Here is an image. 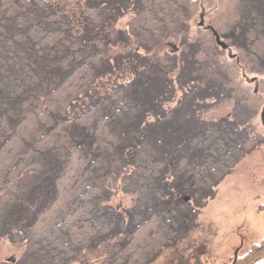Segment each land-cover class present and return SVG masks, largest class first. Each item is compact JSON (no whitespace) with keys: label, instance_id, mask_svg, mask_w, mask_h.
Masks as SVG:
<instances>
[{"label":"trees","instance_id":"trees-1","mask_svg":"<svg viewBox=\"0 0 264 264\" xmlns=\"http://www.w3.org/2000/svg\"><path fill=\"white\" fill-rule=\"evenodd\" d=\"M0 26V243H25L0 264L117 236L103 264H149L263 142L264 0H0Z\"/></svg>","mask_w":264,"mask_h":264},{"label":"rangeland","instance_id":"rangeland-1","mask_svg":"<svg viewBox=\"0 0 264 264\" xmlns=\"http://www.w3.org/2000/svg\"><path fill=\"white\" fill-rule=\"evenodd\" d=\"M209 12L210 9L202 8ZM199 16L192 26H196ZM197 33V30H194ZM161 49V48H160ZM248 75V74H247ZM260 79L258 74H249ZM248 77V76H247ZM253 88L257 81L250 83ZM234 102L217 105L207 114L208 118H219L233 108ZM261 111L255 113L254 121L264 135ZM120 187L118 180L114 189ZM115 203H130L129 196L120 189ZM264 138L260 146L241 159L217 186V193L202 208L187 234L165 246L160 255L149 264H233L237 258H246L254 245L264 238ZM115 237L99 246L86 248L76 255L73 264H103L112 254ZM25 243L3 240L0 243V262L18 258L24 251ZM247 254V255H246Z\"/></svg>","mask_w":264,"mask_h":264},{"label":"bare ground","instance_id":"bare-ground-1","mask_svg":"<svg viewBox=\"0 0 264 264\" xmlns=\"http://www.w3.org/2000/svg\"><path fill=\"white\" fill-rule=\"evenodd\" d=\"M189 2H190V1H189ZM163 3H164V2H163ZM219 3H220V2H219ZM226 4H228V3H226ZM246 5H247V4H246ZM85 6H86V5H85ZM164 6H165V5H164ZM182 6H183V5H182ZM223 6H224V5H223ZM229 6H230V5H229ZM233 6H234V5H233ZM234 8H235V7H232V9H234ZM150 9H151V8H150ZM217 9H218V8H217ZM223 9H225V8H223ZM236 10H237V8H236ZM154 11H155V10H154ZM221 11H222V10H221ZM232 11H233V10H232ZM152 12H153V11H152ZM155 12H156V11H155ZM219 12H220V11H219ZM221 13H222V12H221ZM225 14H226V13H225ZM232 14H233V13H232ZM232 14H231V15H232ZM103 16H104V15H103ZM219 16H221V15H219ZM258 16H259V14H258ZM244 17H245V16H244ZM222 18L225 19L224 16L221 17V19H222ZM135 19H136V18H135ZM258 19H259V18H258ZM232 20H233V19H232ZM143 21H144V20H143ZM220 22H221V21H220ZM131 26H132V25H131ZM220 26L222 27V24H221V23H220ZM0 27H1V26H0ZM228 27H229V26H228ZM135 29H136V28H135ZM221 30H222V29H221ZM148 32H149V31H148ZM228 32H229V31H228ZM252 34H253V33H252ZM145 36H146V35H145ZM248 36H249V35H248ZM261 38H262V37H261ZM18 39H19V38H18ZM258 43H259V42H258ZM254 45H255V44H254ZM252 46H253V45H252ZM18 48H19V47H18ZM240 49H241V48H240ZM254 49H257V48H254ZM258 49H259V48H258ZM248 52H249V51H248ZM10 53H11V52H10ZM240 53H241V52H240ZM243 53H244V51H243ZM249 53H250V52H249ZM13 54H14V53H13ZM126 54H127V53H126ZM219 54H220V53H219ZM221 54H222V53H221ZM11 55H12V54H11ZM245 55H246V54H245ZM240 56H241V55H240ZM0 57H1V56H0ZM244 57H245V56H244ZM247 57H248V56H247ZM241 59H243V58H241ZM251 59H252V58H251ZM246 62H247V61H246ZM248 62H249V61H248ZM252 62H253V61H252ZM252 62H251V63H252ZM257 63H258V62H257ZM249 64H250V63H249ZM255 64H256V63H255ZM237 65H238V64H237ZM252 66H253V65H252ZM257 66H258V65H257ZM234 67H236V66L234 65ZM260 68H262V67H260ZM260 68H259V69H260ZM262 69H263V68H262ZM8 70H9V69H8ZM220 70H221V69H220ZM263 70H264V69H263ZM0 71H1V70H0ZM5 71H6V70H5ZM6 72H7V71H6ZM235 72H236V71H235ZM206 73H207V72H206ZM214 73H215V72H214ZM214 73H213V74H214ZM213 74H212V75H213ZM236 74H238V73H236ZM4 75H5V74H4ZM218 76H219V75H218ZM232 79H233V78H232ZM226 80H227V79H226ZM226 80H225V81H226ZM234 81H235V80H234ZM261 81H262V80H261ZM226 82H228V81H226ZM4 83H5V82H4ZM6 83H7V82H6ZM26 83H27V82H26ZM263 83H264V82H263ZM263 83H261V85H264ZM229 84H230V83H229ZM238 87H239V86H238ZM248 87H249V86H248ZM252 87H253V86H252ZM229 88H230V87H229ZM261 88H262V87H261ZM2 89H3V88H2ZM210 89H211V88H210ZM221 89H222V88H221ZM240 89H241V88H240ZM259 89H260V88H259ZM126 90H128V89H126ZM245 90H246V89H245ZM261 90H262V89H261ZM263 90H264V89H263ZM150 91H151V90H150ZM195 91H196V90H195ZM221 91H222V90H221ZM152 92H153V91H152ZM243 93H244V92H243ZM244 94H245V93H244ZM246 94H247V93H246ZM246 94H245V95H246ZM249 94H250V93H249ZM251 94H252V93H251ZM253 94H254V93H253ZM256 94H257V93H256ZM137 95H138V94H137ZM240 95H241V94H240ZM262 95H263V94H262ZM262 95H261V96H262ZM129 96H130V94H129ZM241 96H242V95H241ZM252 96H253V95H252ZM261 96H260V97H261ZM249 98L251 99V97H249ZM253 98H254V97H253ZM250 99H248V100L250 101ZM255 99H256V97H255ZM255 99H254L253 101H256V100H257V99L255 100ZM259 99L262 100V98H259ZM243 101H244V100H243ZM251 101H252V100H251ZM257 101H258V100H257ZM262 101H263V100H262ZM258 102H259V101H258ZM260 102H261V101H260ZM257 106H258V104H257ZM259 107H260V106H259ZM178 109H179V108H178ZM251 110H252V109H251ZM258 111H259V110H258ZM168 112H169V111H168ZM236 115H238V112H237ZM224 121H225V120H224ZM225 122H226V121H225ZM229 122H230V121H229ZM235 122H236V121H235ZM237 123H238V122H237ZM235 127H236V126H235ZM235 127H234V128H235ZM230 128H231V127H230ZM216 131H217V130H216ZM212 151H213V150H212ZM216 152H217V151H216ZM217 153H219V151H218ZM139 161H140V160H139ZM137 163H138V162H137ZM112 167H113V166H112ZM139 167H140V166H139ZM140 168H141V167H140ZM153 168H154V167H153ZM107 170H108V169H107ZM194 185H195V184H194ZM143 186H144V185H143ZM145 188H146V187H145ZM143 195H144V194H143ZM146 197H148V196H146ZM152 209H153V208H152Z\"/></svg>","mask_w":264,"mask_h":264},{"label":"water","instance_id":"water-1","mask_svg":"<svg viewBox=\"0 0 264 264\" xmlns=\"http://www.w3.org/2000/svg\"><path fill=\"white\" fill-rule=\"evenodd\" d=\"M214 34L216 36V41L217 43L223 48V49H226L228 47V44L221 40V37L220 35L218 34V32L214 31ZM261 118H262V123L264 125V108H263V111H262V114H261ZM251 264H264V256L258 258L257 260H255L253 263Z\"/></svg>","mask_w":264,"mask_h":264}]
</instances>
